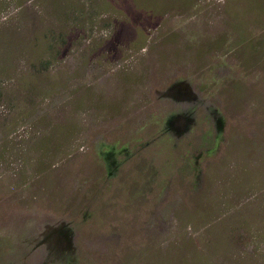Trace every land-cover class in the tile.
Here are the masks:
<instances>
[{
	"label": "rangeland",
	"instance_id": "rangeland-1",
	"mask_svg": "<svg viewBox=\"0 0 264 264\" xmlns=\"http://www.w3.org/2000/svg\"><path fill=\"white\" fill-rule=\"evenodd\" d=\"M0 264H264V0H0Z\"/></svg>",
	"mask_w": 264,
	"mask_h": 264
}]
</instances>
